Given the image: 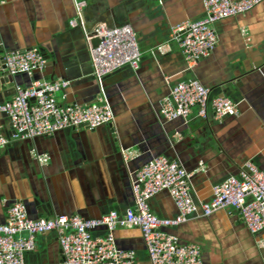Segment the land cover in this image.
Masks as SVG:
<instances>
[{"label":"crops","instance_id":"crops-1","mask_svg":"<svg viewBox=\"0 0 264 264\" xmlns=\"http://www.w3.org/2000/svg\"><path fill=\"white\" fill-rule=\"evenodd\" d=\"M202 14V0H0V104L32 79L67 80L68 86L56 93L59 104L87 105L102 97L113 113L107 125L12 138L0 149V223L17 201L32 219L122 213L133 205L134 171L157 155L177 160L190 173L195 201L208 200L212 185L237 175L247 159L264 170V0L246 13L214 23L215 47L189 68L174 41L164 52L154 51L167 41L171 26ZM98 25L131 27L140 52L136 69L122 66L100 83L92 76L85 33ZM31 48L42 54L43 69L6 73L4 52ZM190 78L211 96L236 103L237 114L216 119L208 108L201 118L192 108L187 119L161 117L160 101L170 86ZM11 133L0 112V136ZM122 149L136 155L124 161ZM34 153L45 155L46 161ZM149 206L158 217L176 214L167 191L154 195ZM163 231L197 244L204 264H264V229L250 232L236 213L219 210ZM105 232L101 226L92 230L95 236ZM113 234L120 248L133 250L140 264H148L138 229L117 227ZM24 261L62 264L56 233L37 234L36 247L25 253Z\"/></svg>","mask_w":264,"mask_h":264},{"label":"built area","instance_id":"built-area-1","mask_svg":"<svg viewBox=\"0 0 264 264\" xmlns=\"http://www.w3.org/2000/svg\"><path fill=\"white\" fill-rule=\"evenodd\" d=\"M261 0H202L203 14L195 20H185L171 26L167 41L154 51L162 53L170 41L176 42L187 68L210 54L216 44L214 23L253 9ZM79 9L82 2L75 3ZM70 23L75 25V20ZM91 64V74L100 83L104 76L122 67L136 69L140 59L136 36L129 25L105 28L96 26L85 33ZM93 42H96L95 44ZM153 51V52H154ZM44 66L42 54L36 48L5 51L2 68L6 73L31 74ZM69 84L67 80L32 79L26 87H18L11 99L0 104V112L12 130L10 137L0 136V149L13 139L48 136L64 128L94 129L112 123L113 113L108 102L99 97L87 105L59 104L56 93ZM236 103L222 96H211L209 89L194 78L176 81L159 105L165 120L187 119L192 108L205 118L210 108L216 119L236 115ZM136 152L122 149L124 161ZM45 162V155L33 154ZM187 172L177 160L163 155L144 161L133 174L131 192L133 205L122 213L108 210L98 218L80 215H55L32 219L25 205L17 201L8 206L5 220L0 223V264H25V253L36 247V235L54 231L62 254V264H140L135 252L120 248L113 234L117 227L139 230L148 264H204L200 247L183 243L163 231L192 217H207L215 211L236 213L252 232L264 229V170L251 160L241 163L237 175H228L211 187L205 201L192 197ZM160 191H167L176 208L170 218L158 217L149 200ZM104 227V235L92 230Z\"/></svg>","mask_w":264,"mask_h":264},{"label":"water","instance_id":"water-1","mask_svg":"<svg viewBox=\"0 0 264 264\" xmlns=\"http://www.w3.org/2000/svg\"><path fill=\"white\" fill-rule=\"evenodd\" d=\"M94 44L96 43V42H93Z\"/></svg>","mask_w":264,"mask_h":264}]
</instances>
